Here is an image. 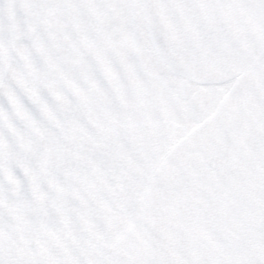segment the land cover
Here are the masks:
<instances>
[{
  "label": "snow or ice",
  "instance_id": "6c2138e0",
  "mask_svg": "<svg viewBox=\"0 0 264 264\" xmlns=\"http://www.w3.org/2000/svg\"><path fill=\"white\" fill-rule=\"evenodd\" d=\"M0 264H264V0H0Z\"/></svg>",
  "mask_w": 264,
  "mask_h": 264
}]
</instances>
